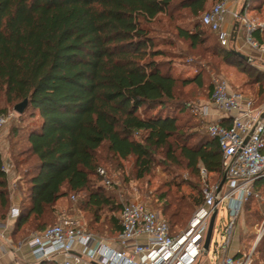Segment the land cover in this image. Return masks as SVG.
Here are the masks:
<instances>
[{"label":"trees","instance_id":"16d2710c","mask_svg":"<svg viewBox=\"0 0 264 264\" xmlns=\"http://www.w3.org/2000/svg\"><path fill=\"white\" fill-rule=\"evenodd\" d=\"M206 4L207 0H0V96L13 108L26 99V109L37 112L40 119L39 127L27 135L26 152L35 165L27 204L22 206L21 201L17 206L12 240L24 239L26 228L40 232L51 226L44 227L67 194L83 196V210L95 224L101 223V212L117 213L109 217L107 234L118 235L121 205L95 185L99 151L104 146L111 158H134L138 180L152 172L155 155L161 153L168 164L191 171L198 182L199 167H203L210 181L219 185L223 170L217 141L206 132L186 135L172 114L178 88L201 86V76L182 81L173 77L161 61H155L162 52L154 49L148 29L157 16L173 7L187 9L195 20L200 19L192 31L180 30V38L196 49L204 43V28L216 37L226 64L241 67L255 83H261V73L254 75L246 61L203 26ZM262 32L253 33L259 45H264ZM211 90L212 86L207 99ZM195 188L199 193V187ZM254 188L263 192L264 178ZM157 201L162 202L159 213L172 234L182 230L200 202L178 197L176 192L161 194ZM254 202L251 198L244 205L243 216L248 207L252 215L258 214ZM10 209L0 155L1 221ZM95 231L102 233L100 228ZM255 250L264 257V235Z\"/></svg>","mask_w":264,"mask_h":264},{"label":"built area","instance_id":"2783aa9c","mask_svg":"<svg viewBox=\"0 0 264 264\" xmlns=\"http://www.w3.org/2000/svg\"><path fill=\"white\" fill-rule=\"evenodd\" d=\"M234 2L236 0H220L211 5L201 16L203 26L216 33L220 44L227 48L232 44V35L222 27L229 15L245 33V45L264 56V47L253 39V33L259 29L245 15L229 10L228 5ZM187 106L200 120L207 135L217 141L222 170L228 168V171L217 198L218 185L210 181L203 167H199L200 202L184 229L172 234L159 212L142 202L128 201L121 204V229L112 241L95 236L66 214L58 215L53 225L40 232L13 241L8 235L9 223L18 212V208L13 207L7 219L0 220L2 255H24L26 247L33 264L44 261L54 264H200L202 255L209 251V247L208 251L204 250V243L213 211L217 210L216 219L223 205L227 218L221 228V242L215 244L213 264H241L230 255V249L244 205L251 198L260 200L254 184L264 178V102L256 105L253 98L235 92L225 79L218 77L204 103ZM11 118L12 115L0 117V130ZM0 155L2 157L1 150ZM2 170L5 174L11 170L8 159L2 158ZM97 175L104 185L110 186L102 168L97 169ZM72 200L75 197L72 196ZM254 230L257 243L264 235V217Z\"/></svg>","mask_w":264,"mask_h":264},{"label":"rangeland","instance_id":"374dc122","mask_svg":"<svg viewBox=\"0 0 264 264\" xmlns=\"http://www.w3.org/2000/svg\"><path fill=\"white\" fill-rule=\"evenodd\" d=\"M218 0H207L206 9ZM236 12L243 14L250 20L256 29L263 31L262 38L264 41V0H241ZM198 19H194L187 9L179 6L173 7L169 13L157 16V18L148 25L151 31V36L155 42V50L161 51L162 56L155 58V61H161L170 74L179 81L195 76H201L202 85L190 84L186 87H179L175 107L172 108V114L178 117L179 123L183 127V132L186 135L201 136L205 134L202 129L200 120L195 116L193 111L186 110V104L204 103L207 99L209 87L213 81L222 77L227 81L230 88L235 92H240L246 96L253 98L256 105L264 102V56H260L259 51L253 50L245 45L246 35L242 31L236 40V44H230L226 49L234 50L242 55L250 58L246 62L247 69H251L254 75L261 73L263 75L261 83H255L253 79L245 74L241 67L226 64L219 53L220 48L216 37L201 27L204 31L202 36L204 43L198 48L191 47L188 41L180 38L178 32L180 30L192 31L195 22L199 23ZM228 19V18H227ZM235 24L234 20L227 25L226 30L232 33ZM254 39V37H253ZM255 40V39H254ZM264 44V43H263ZM264 47V45H261ZM184 104V105H183ZM12 115L8 124L0 130V150L2 151L3 160L8 159L11 163V170L6 174L9 197L11 199V208L27 204L26 193L30 175L33 173L35 160L27 152V135L33 129L40 125V119L37 112H34L29 107L24 114L19 116L14 112L12 105H7L3 96H0V117ZM101 157L100 168L106 173V179L110 186L104 185L102 178L99 176L95 180V185L103 189L105 195L112 197L114 203L122 204L128 201H139L150 206L153 210L159 212L162 202L157 201L161 194L175 193L178 197H185L197 200L199 198L197 188L200 189V183L197 177L193 176L191 171L183 167H175L165 159L161 153L155 155V167L152 172L143 179L138 180L135 175L134 158L130 157L127 160H119L111 158L104 146L100 151ZM180 184L177 188L176 185ZM260 200H255L252 207L257 209L258 214L250 213L251 207L245 210L243 218L238 223V242L236 260L241 264H264V257L257 253L255 248V230L254 227L261 221L264 207V191L259 193ZM71 194L63 197L55 206V211L50 219L46 221L44 227L53 225L58 215L66 214L75 218L80 226L90 231L95 236L105 240L112 241L114 237L108 233V227L111 226L109 217L112 215L106 211L100 213L101 223L105 221V227L99 223L95 224L92 221L88 211L83 210L81 205L83 196H75L72 200ZM200 201V199H199ZM21 206V207H22ZM191 216L189 214L187 220ZM227 218L226 208L220 205L217 218L214 223L212 241L209 246V251L205 252L200 264H213L215 244L221 242V228L225 224ZM106 219V220H105ZM102 225V226H101ZM185 226L182 228L184 229ZM107 226V227H106ZM100 228L102 233L97 234L95 229ZM27 229V230H26ZM24 236L28 237L37 232L26 228ZM23 237V235H22ZM25 237V238H26ZM24 238V239H25ZM20 239L18 241H21ZM236 245L232 244V249ZM5 264H33L32 258L27 255L12 256L5 254L3 258ZM16 261V262H15ZM22 262V263H20Z\"/></svg>","mask_w":264,"mask_h":264},{"label":"crops","instance_id":"0c3cea01","mask_svg":"<svg viewBox=\"0 0 264 264\" xmlns=\"http://www.w3.org/2000/svg\"><path fill=\"white\" fill-rule=\"evenodd\" d=\"M240 1L241 0H236V2H234V3H231V4H229L228 5V8H229V10L230 11H236V8L239 6V3H240ZM228 18V19H227ZM233 19L231 18V16H229V15H227L226 16V19H225V23H224V25H223V30L224 31H226L228 34H230L227 30H226V27H227V25L228 24H230L231 23V21H232ZM241 32H242V30H240L239 29V27H238V25L237 24H235V26H234V29H233V31H232V33H231V35H232V37H231V42L233 43V45L236 43V40H237V38H238V36H240V34H241ZM264 206L263 205H261L260 206V208H263ZM264 209V208H263ZM263 216H264V212H263ZM241 218H243V217H241ZM10 224V231L12 230V227H13V222H10L9 223ZM9 230H8V235H9V237H10V232ZM255 234V233H254ZM11 238V237H10ZM14 241V240H13ZM233 242H234V244L236 245V247L233 249V250H231L230 249V255H232V256H235L236 255V253L238 252L237 251V242H238V226H237V228H236V230H235V233H234V237H233V241H232V244H233ZM4 245V243L0 240V264H5V261H4V257H5V255H2V253H1V247ZM231 247H232V245H231ZM28 255V253H27V248L25 247L24 248V257L26 258V256ZM16 262V261H15ZM32 262H33V259H32ZM21 263V262H20ZM28 263V262H27ZM15 264H17V262L15 263ZM32 264V263H31Z\"/></svg>","mask_w":264,"mask_h":264},{"label":"water","instance_id":"95a60500","mask_svg":"<svg viewBox=\"0 0 264 264\" xmlns=\"http://www.w3.org/2000/svg\"><path fill=\"white\" fill-rule=\"evenodd\" d=\"M232 53L234 55L240 57L241 59H243L246 62L249 61V57H247L245 55H242L241 53H239L237 51L232 50ZM27 105H28V101L25 99L21 103L17 104L13 108V110L18 115H21V114H23V112L26 109ZM227 171H228V168L223 171L222 180L219 183L218 188H217V198L220 197L221 192H222V187H223L224 183L226 182V179H227ZM217 202L218 201H216V204H217ZM216 214H217V210L214 209L213 214H212V217L210 219L209 228H208V232H207L206 239H205V243H204V250L205 251H208V247H209V244H210V239H211V235H212V230H213V226H214V221H215Z\"/></svg>","mask_w":264,"mask_h":264}]
</instances>
